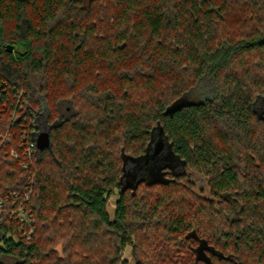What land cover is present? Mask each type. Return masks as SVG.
Here are the masks:
<instances>
[{
    "label": "trees",
    "instance_id": "obj_1",
    "mask_svg": "<svg viewBox=\"0 0 264 264\" xmlns=\"http://www.w3.org/2000/svg\"><path fill=\"white\" fill-rule=\"evenodd\" d=\"M263 118L264 0H0V264H264ZM158 137L185 172L133 182ZM31 179L27 240L6 209Z\"/></svg>",
    "mask_w": 264,
    "mask_h": 264
},
{
    "label": "rangeland",
    "instance_id": "obj_2",
    "mask_svg": "<svg viewBox=\"0 0 264 264\" xmlns=\"http://www.w3.org/2000/svg\"><path fill=\"white\" fill-rule=\"evenodd\" d=\"M209 84L207 82H202L198 87L190 89L188 92L184 93L178 100H176L173 103V107H176L178 105H186L190 103L199 102L204 99V97L207 95ZM41 117L39 122L41 131L47 130L46 125V115H47V108L44 103H42L41 108ZM156 132V131H155ZM149 147V146H148ZM133 163L136 166H139L141 168L139 175L129 176L130 180H133V182H136L137 180L143 179L146 181H157L163 179V167L167 166L168 170L177 173L180 171L179 163L177 157L168 149L165 148L163 152L160 155V158L158 162H153L152 165L145 166L143 163L142 157L138 158H131L126 157L125 158V165L130 164L133 167ZM146 167V169H144ZM128 172V171H127ZM131 172V171H130ZM188 178L194 183V191L197 192V194H201V196H208V188L206 184V179L204 176L197 172H190L188 175ZM117 198L116 194H112L109 199L108 203V213L110 216H112L114 211V203ZM188 198V197H187ZM130 252L131 247L126 246V248L123 251V256L127 259H130Z\"/></svg>",
    "mask_w": 264,
    "mask_h": 264
},
{
    "label": "built area",
    "instance_id": "obj_3",
    "mask_svg": "<svg viewBox=\"0 0 264 264\" xmlns=\"http://www.w3.org/2000/svg\"><path fill=\"white\" fill-rule=\"evenodd\" d=\"M21 97V93L17 95V99L19 100ZM24 103V102H23ZM30 117L32 119V128L30 129V133L28 134L25 130L22 132V148H23V155H25L27 158H36L38 159L40 157V151L37 147V137L38 134L41 132V127L39 125V120L41 117L40 110L30 111ZM46 121V118H45ZM48 130V129H47ZM10 155L14 158L18 157V154L16 151L11 150ZM22 168H27V163H23ZM33 183V180L31 179L26 183L25 192L23 195V200L16 204L13 207H10L6 209L11 216L14 218L15 221L19 222V234L20 237L25 238L27 240L31 239L35 232V226H34V217L33 212L30 207H28V198L30 195V186ZM9 195L17 196V192L9 193ZM7 198V197H6ZM4 206H3V200L0 199V223L2 221V215L4 213Z\"/></svg>",
    "mask_w": 264,
    "mask_h": 264
},
{
    "label": "water",
    "instance_id": "obj_4",
    "mask_svg": "<svg viewBox=\"0 0 264 264\" xmlns=\"http://www.w3.org/2000/svg\"><path fill=\"white\" fill-rule=\"evenodd\" d=\"M6 50L8 52H11L13 50V46L11 44H7L6 45ZM181 105H178L176 107H173L172 106V109H176V108H179ZM264 120V118H263ZM37 147L39 149V151L41 152L42 150L44 149H50V134H49V130H46V131H41L39 134H38V137H37ZM165 144L166 142L161 138V137H158L156 141H152L150 143V148H151V154L150 155H147L146 156L150 157V158H154V159H157L161 153L163 152L164 148H165ZM133 172H130V170L127 172V176H133L132 174Z\"/></svg>",
    "mask_w": 264,
    "mask_h": 264
},
{
    "label": "flooded vegetation",
    "instance_id": "obj_5",
    "mask_svg": "<svg viewBox=\"0 0 264 264\" xmlns=\"http://www.w3.org/2000/svg\"><path fill=\"white\" fill-rule=\"evenodd\" d=\"M179 167H180V165H179ZM181 168H182V167H180V171H179V172H183V173H184V172H185V170H182ZM177 173H178V172H177ZM189 173H190V172L186 173V174H187V176L189 175ZM138 175H139V173H137V176H138ZM132 181H133V180H132ZM128 183H131V182H129V181H128Z\"/></svg>",
    "mask_w": 264,
    "mask_h": 264
}]
</instances>
